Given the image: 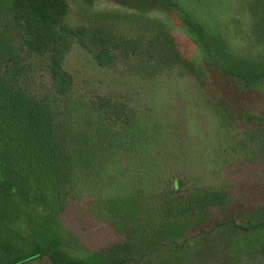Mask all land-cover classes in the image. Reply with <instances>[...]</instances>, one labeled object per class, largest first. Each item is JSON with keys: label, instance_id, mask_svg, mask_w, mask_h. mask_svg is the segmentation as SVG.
<instances>
[{"label": "trees", "instance_id": "trees-1", "mask_svg": "<svg viewBox=\"0 0 264 264\" xmlns=\"http://www.w3.org/2000/svg\"><path fill=\"white\" fill-rule=\"evenodd\" d=\"M109 1L0 0V264H264V72Z\"/></svg>", "mask_w": 264, "mask_h": 264}, {"label": "rangeland", "instance_id": "rangeland-1", "mask_svg": "<svg viewBox=\"0 0 264 264\" xmlns=\"http://www.w3.org/2000/svg\"><path fill=\"white\" fill-rule=\"evenodd\" d=\"M88 1L95 9L119 8L109 0ZM168 5L169 12L161 10L165 8L163 5L159 10L151 11L149 15L168 22L173 34L191 55L203 59L206 53L195 34L190 32L184 23L183 17L186 15L199 22L207 32L208 52L210 50L218 63L242 74L264 72V0H170ZM76 59V67L79 68L81 57L72 58L71 65L74 66ZM91 74L90 71L87 77L94 79L92 83H97L96 80L99 79ZM106 83L107 81H104L105 85ZM256 84L249 92L262 100L258 96H263L264 80H259ZM108 86H111V83ZM109 88L111 90V87ZM254 170V175L264 174V167L258 166Z\"/></svg>", "mask_w": 264, "mask_h": 264}]
</instances>
